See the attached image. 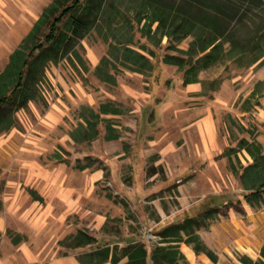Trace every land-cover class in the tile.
<instances>
[{"label":"rangeland","instance_id":"rangeland-1","mask_svg":"<svg viewBox=\"0 0 264 264\" xmlns=\"http://www.w3.org/2000/svg\"><path fill=\"white\" fill-rule=\"evenodd\" d=\"M203 1L161 0L191 19L199 17L196 6ZM52 2L0 0V74ZM114 2L107 0L97 26L68 53L35 65L26 88L32 99L24 107L3 106L0 264H50L65 256L80 261L99 247L121 249L135 241L151 254L155 246L168 245L160 243V230L206 207L220 213L198 232L214 253L226 238L220 225L232 215L253 232L247 244L254 251L236 248L217 263L198 254L190 262L181 247H193L181 243L185 258L179 256L177 264H243V256L259 261L264 188L259 194L258 185L245 189L243 175L249 178L246 169L255 160L240 143L261 144L264 155V2L239 5L228 29L235 43L188 85L178 66L163 62L166 55L184 53L169 48L167 37L156 33L158 23L151 30L154 40L146 34L145 0H125L123 15ZM193 40L190 35L177 48L186 51ZM129 47L150 57L154 69L127 68L119 58ZM103 105L112 112L100 115L98 134L89 138L88 120ZM257 164L264 169V159ZM80 232L97 240L79 246L87 240ZM184 249L193 260L194 251Z\"/></svg>","mask_w":264,"mask_h":264},{"label":"trees","instance_id":"trees-1","mask_svg":"<svg viewBox=\"0 0 264 264\" xmlns=\"http://www.w3.org/2000/svg\"><path fill=\"white\" fill-rule=\"evenodd\" d=\"M257 1L264 2V0H204L199 3V6H196L199 17L191 19L182 9L173 13L172 9L164 5L161 0H145V4L150 8L149 31L146 34L151 40H154L151 30L153 25L158 23L156 33L162 34V38L167 37L169 48L184 53V56L166 55L163 62L178 66L184 72L186 85L196 83L199 82L198 75L201 69L215 65L228 53L226 45L233 42L228 37V29L233 20L237 18L239 5L245 2L257 3ZM106 2L107 0H53L44 9L42 16L24 38L23 43L12 53L6 70L0 74V124L5 116L4 105H17L18 108H22L32 99L26 88L29 84L30 72L36 68L35 65L44 59L57 61L62 52L68 53L74 42L84 39L86 34L99 23ZM124 2L125 0H115L112 4L118 14L123 15L122 6ZM139 21L142 22V19ZM240 22L241 24L245 23L244 18ZM61 24H64V28L60 27ZM246 25L244 24V26ZM46 28L49 31L44 36L45 40L43 43H38V37L44 34ZM190 35L194 36V40L190 43L189 49L183 51L177 48V45ZM29 48L30 51L27 53ZM37 51L40 52L39 55H37ZM121 56L119 59L122 63L133 71L144 72V70L154 69V63L150 57L130 47L124 48ZM261 57H264V54ZM14 83H16L14 90L10 95H7L10 85ZM113 111L119 112L118 109ZM109 112L111 113L112 110L108 105L102 106L100 114L93 111L95 120H88L89 138H95L98 134L97 126L100 115ZM240 146L241 149L247 150L255 160V163L246 169L249 178L246 179L243 175L245 189L253 190L258 185L257 194L262 193L264 169L257 163L264 159L263 146L248 140H243ZM60 157L59 154L55 156L57 159ZM232 169L238 173L234 164ZM249 199L251 198L249 197ZM218 210L219 208L206 207L197 217L185 218L181 223L165 226L159 231L162 238L160 243H167L168 245L155 246L151 254L145 243L135 241V243H129L121 249L118 246L113 249L110 246L99 247L93 253L87 254L85 258H81L80 261L82 264H106L108 261L112 264H120L123 259L127 258L125 264H149L150 259L153 264H164L165 262L177 264L179 256L185 258L180 249V244L186 243L192 246L197 254H205L217 263V255L206 246L198 232L202 228H207L209 225L207 221L219 214ZM80 237L87 238V240H82L78 244L79 246L92 245L97 240L84 232H80ZM15 242L19 243L18 240ZM261 257L259 261H254L252 258L243 256L241 261L243 264H264V248L261 251Z\"/></svg>","mask_w":264,"mask_h":264},{"label":"crops","instance_id":"crops-1","mask_svg":"<svg viewBox=\"0 0 264 264\" xmlns=\"http://www.w3.org/2000/svg\"><path fill=\"white\" fill-rule=\"evenodd\" d=\"M232 218H233L232 221L224 220L220 225V230L222 229V233H223V235H226V238L223 239L222 246L220 249L221 251L223 250V252H221V251H219V253L215 252L218 259H219V257H222V255L225 256V255L232 254V251L235 250L236 248L245 254H249L250 249L254 251L252 246L251 245L249 246L247 244V243H251V244L253 243V232H248L245 229V227L242 225V223L238 220V218L235 217V215H232ZM223 219H225V218H223ZM245 240H247V241H245ZM206 246L209 247L208 244H206ZM262 246H264V242H263ZM185 247H188L192 251H194L195 258L193 260L186 253V251L184 249ZM211 247L213 248V245H211ZM181 249L186 254V256L188 257L190 262L194 261L198 258V254L196 253L194 248H191V247L185 245V246H182ZM50 264H81V263H80V261H78L73 256H65L64 258L52 259ZM106 264H112V263L110 261H108ZM149 264H153L151 259L149 261Z\"/></svg>","mask_w":264,"mask_h":264}]
</instances>
